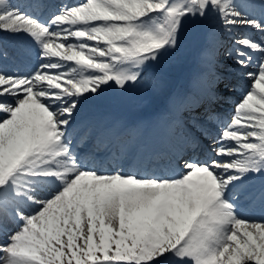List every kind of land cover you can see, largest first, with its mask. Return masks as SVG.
<instances>
[{
	"label": "snow or ice",
	"instance_id": "1",
	"mask_svg": "<svg viewBox=\"0 0 264 264\" xmlns=\"http://www.w3.org/2000/svg\"><path fill=\"white\" fill-rule=\"evenodd\" d=\"M199 33L203 119L177 99L157 145L104 118ZM3 37L38 64L0 66V264H264V0H0ZM221 37L248 81L227 122Z\"/></svg>",
	"mask_w": 264,
	"mask_h": 264
},
{
	"label": "rangeland",
	"instance_id": "2",
	"mask_svg": "<svg viewBox=\"0 0 264 264\" xmlns=\"http://www.w3.org/2000/svg\"><path fill=\"white\" fill-rule=\"evenodd\" d=\"M3 40L4 38H0V42L3 43ZM221 40V46L227 45L229 49L232 48V42L227 44L224 37H221ZM204 47L205 40L202 33L191 35L186 39L185 44L180 51L166 58L163 63L154 70L156 75L162 81L160 87L133 88L124 95L121 103L107 106L106 111L116 115V118L119 119L120 122L123 121L124 123H129L133 129H137V127L142 124L148 123L150 127H153V132H155L160 126V121L169 122L165 110L170 103L173 105L176 103L177 99L189 98L190 94L196 93L199 90L193 85L202 72L201 62L202 50ZM7 59L11 60L12 58L11 56H7ZM220 60L219 63L222 65L224 60ZM9 63L10 61H6L7 65H10ZM221 69L220 72L223 75L224 72L230 70L226 67ZM238 72L239 70L237 69L227 73L229 77L235 79L236 86L245 80L241 79ZM230 88L232 87L223 90L222 93H228L235 96L241 94L240 89L235 87L232 89ZM116 91L117 90L113 89L110 92V95H114ZM241 98L242 97L236 99L234 105L238 104ZM228 104L229 102L226 99L217 104L218 108L221 109V113H225V116L222 118L225 119V122L230 120L235 113V109L230 110L227 108ZM172 108L178 110L180 107L177 108L175 105V107L173 106ZM229 111H231V113L227 114ZM208 148L212 152V148L210 146Z\"/></svg>",
	"mask_w": 264,
	"mask_h": 264
},
{
	"label": "bare ground",
	"instance_id": "3",
	"mask_svg": "<svg viewBox=\"0 0 264 264\" xmlns=\"http://www.w3.org/2000/svg\"><path fill=\"white\" fill-rule=\"evenodd\" d=\"M26 2H27V0H13V3H18L21 5H24ZM54 2L57 4H74V3H77L78 0H54ZM242 35H254V33L251 32L250 30H245L244 32L237 33V36H242ZM3 38H4L3 43L0 42V48H2L3 51H5L8 54L7 56H11L12 59L9 60V59H7V57L0 59V66L4 67L6 70H9V71H19V72L24 73V74L33 71L34 68L38 64V61L35 59V57L29 58L23 62L15 60L12 56V53L15 52L16 47H17L19 42L15 41L11 38H8V37H3ZM224 38L226 39L227 44H230L232 42L230 39H228L226 37H224ZM228 50H229V47H227V45L221 46L219 48L218 53H217L218 60L223 59L224 62L222 63V65H220V63H219L218 67H219V70L221 68H225V67L230 69L229 71L224 72V75L226 74L225 76H227L229 82L232 85H234L235 88H238L241 90V92H240L241 94L238 96H235V95H231L228 93H224V94L222 93V95L219 97V99L216 100V102L211 105V111L213 112V114L223 121L225 120V119H222L225 116V113H221V109L218 108L217 104L222 102V100L226 99L229 102V104L227 105V108L230 110L235 109L237 104L234 105V101H236V99H238L239 97H242V95L245 91V87H242L241 85L246 86L248 83L247 80H244L243 82H240L239 85L236 86L235 79H233L227 75V73H229L230 71L237 70V68L234 66V62L228 56ZM6 61L7 62L10 61V63H9L10 65H7ZM201 63H202L201 64L202 70H203L204 65H203V62H201ZM234 87H232V88H234ZM232 88H230V89H232ZM192 92H194V91H192ZM186 101L188 104H190L194 108H196V113L200 112V113H204L205 115L207 114L206 109L208 108V105L203 104L202 99L200 100V98H198L196 96V94L192 93L189 98L186 97ZM175 105H176V103H174L173 105L171 103L169 104L168 108L165 110L167 113L166 117L168 118L169 122L160 121L161 122L159 124L160 126H159L158 130H156L154 133H153L152 127H150L148 123L143 124V126L138 128L137 130L136 129H130L129 126H127V125H123V127L128 132H130L133 136L140 137V135H142L143 136V138L141 139L142 141L147 142L149 144H157L158 145L161 141V138L163 139L164 136H166L165 134L168 133L167 128H169V126H171L175 129L177 118H175L173 116V110H172V107L173 106L175 107ZM181 109L183 110V112ZM179 110L181 112L180 116L183 114V118H184L185 114H186L185 108L180 107ZM103 112H104V118L106 120L111 121V122H117L116 120H113L109 116V113H107L106 108L103 110ZM230 113H231V111L227 112V114H230ZM169 138H171V136ZM205 141L207 144L205 146H203V149L201 151H199L193 155V159L206 160V159H210L213 156L211 150L207 147L209 145H211V148L213 147L212 141L211 140H205ZM246 215H248L249 218L256 219V220H259L260 216H261V214L259 212L246 213ZM2 242H3V239L0 238V243H2Z\"/></svg>",
	"mask_w": 264,
	"mask_h": 264
}]
</instances>
